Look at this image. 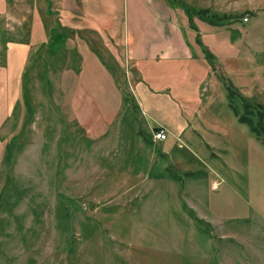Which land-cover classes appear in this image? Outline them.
<instances>
[{
	"label": "rangeland",
	"instance_id": "1",
	"mask_svg": "<svg viewBox=\"0 0 264 264\" xmlns=\"http://www.w3.org/2000/svg\"><path fill=\"white\" fill-rule=\"evenodd\" d=\"M99 1L97 21L116 25L108 42L87 39L102 61L57 64L42 46L12 115L16 64L3 44L15 34L0 21V264H264V136L230 104L242 107L232 87L264 104V0H188L234 18L211 33L177 7L194 61L145 70L124 57L123 0ZM139 72L149 87L170 84L174 124H187L169 149L139 143L150 128L137 101L165 103L140 93ZM94 103L116 142L93 143L75 119Z\"/></svg>",
	"mask_w": 264,
	"mask_h": 264
},
{
	"label": "crops",
	"instance_id": "2",
	"mask_svg": "<svg viewBox=\"0 0 264 264\" xmlns=\"http://www.w3.org/2000/svg\"><path fill=\"white\" fill-rule=\"evenodd\" d=\"M187 1L184 2L188 4ZM97 4L101 2L99 0H0V21L5 22L7 31L15 34L11 39H5L3 44L6 46L9 67L11 64H16L15 74H11V115L23 95V80L27 75L29 64L38 61L40 58L38 50L42 46L50 47L49 55L54 57L57 64L59 62L64 64L66 60H71L78 65L80 60H85L87 54L94 61H102L96 51L90 47L87 39L99 36L108 42L110 40L108 36L113 37V27L116 25L111 23L110 14L107 15L106 23L97 21V17L101 16V9H97L100 7ZM123 8L124 19L121 26L125 60L135 62L141 70H145L152 63L194 61L193 42L187 39L185 28L178 23L174 13L177 7H173L167 0H123ZM48 17H53L49 24ZM210 26L212 28L206 27V30L215 33L213 28L215 25L210 24ZM24 29L25 37H17V32ZM197 31H195L194 42L198 40L197 34L202 32L201 29L200 32ZM55 70L61 72L62 76H66L69 70H73V77L76 75L78 78L83 72L80 65L71 68L61 65L55 67ZM140 74L139 72L136 75L140 93L147 97L151 92L152 98L163 94L165 103L163 106H157L152 103L145 104V99L143 102L137 101V107L142 111L150 128V137L140 136L139 143H146L148 146L156 145L157 148L161 146L162 151L169 149L172 142L174 143L177 138L180 139L177 131L180 129L175 128L178 126L182 130L187 124L178 123L177 126L174 124L175 116L178 117L176 111L179 112V109L170 84L156 82L149 87L142 81L143 77ZM158 78L168 80L169 76L162 74ZM200 83L201 81L197 86ZM102 110L94 103L92 108L78 106L73 111L75 119L79 125L87 129L86 133L93 143L100 139H104L107 143L116 142V138L109 135L110 128ZM104 110L109 111V109ZM119 110L116 109V111ZM162 128L167 132V139L155 140L154 131ZM155 153L153 149L152 159ZM164 166L167 168L168 163H164ZM162 174L159 176L156 174L158 179Z\"/></svg>",
	"mask_w": 264,
	"mask_h": 264
},
{
	"label": "trees",
	"instance_id": "3",
	"mask_svg": "<svg viewBox=\"0 0 264 264\" xmlns=\"http://www.w3.org/2000/svg\"><path fill=\"white\" fill-rule=\"evenodd\" d=\"M173 7H181L185 11L186 15L189 16V19L195 17V15H199L203 20L207 23L215 26H225L229 24L230 21L234 18L232 15L218 14L210 12L208 8L201 9L199 11L192 12V7L185 3L182 0H167ZM192 26V25H191ZM193 27V26H192ZM195 30L197 29L194 26ZM199 39V38H198ZM200 41V39H199ZM232 87V86H231ZM232 92H235L240 101H242V107L240 105L239 109L235 106L233 95H231L230 104L234 109L236 116L238 117L240 122L246 123L249 125L251 130L257 135L259 138L264 136V104L260 102H252L246 96L242 95L239 90H235V87H232Z\"/></svg>",
	"mask_w": 264,
	"mask_h": 264
},
{
	"label": "built area",
	"instance_id": "4",
	"mask_svg": "<svg viewBox=\"0 0 264 264\" xmlns=\"http://www.w3.org/2000/svg\"><path fill=\"white\" fill-rule=\"evenodd\" d=\"M248 19V18H246ZM154 139L155 140H165L167 138V132L162 128L154 131Z\"/></svg>",
	"mask_w": 264,
	"mask_h": 264
}]
</instances>
